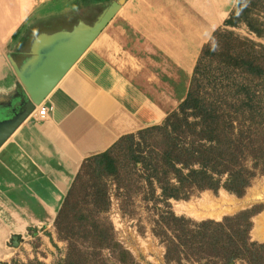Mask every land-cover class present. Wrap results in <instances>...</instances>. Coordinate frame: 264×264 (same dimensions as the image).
Here are the masks:
<instances>
[{
    "label": "crops",
    "instance_id": "0c3cea01",
    "mask_svg": "<svg viewBox=\"0 0 264 264\" xmlns=\"http://www.w3.org/2000/svg\"><path fill=\"white\" fill-rule=\"evenodd\" d=\"M41 3L0 0V126L28 101L5 57L19 65L28 59L31 43L20 40L32 34L24 32L27 19ZM234 7L235 0H123L44 102L49 115L39 118L37 108L0 148V259L21 258L14 237L26 240L29 253L30 239L52 232L85 160L163 124L186 99L203 47Z\"/></svg>",
    "mask_w": 264,
    "mask_h": 264
},
{
    "label": "trees",
    "instance_id": "16d2710c",
    "mask_svg": "<svg viewBox=\"0 0 264 264\" xmlns=\"http://www.w3.org/2000/svg\"><path fill=\"white\" fill-rule=\"evenodd\" d=\"M108 2L77 0L72 4V13L84 16L91 7ZM247 2L236 0L225 22L227 29L216 31L203 47L186 99L163 124L124 136L108 151L85 160L57 216L55 225L60 234L72 238L75 226L69 224L66 214L80 190L85 189L90 206L98 214L109 210L107 188L101 189L97 183H83L84 187L79 181L96 166H104L110 175H119L115 159L128 153L132 168L142 167L138 178L147 183L153 196L160 190L159 199L167 205L161 220L178 232L167 241V261L235 264L241 260L264 264V243L250 238L253 210L222 222H196L178 217L170 203L188 200L195 191L218 192L222 188L242 196L257 175H264V45L229 29L244 24L257 37H264V22ZM206 80L208 87L204 86ZM138 139L147 144L148 153ZM89 216L81 215L80 219ZM91 234L97 244L114 241L113 230L104 224ZM115 244L119 261L126 264L129 253Z\"/></svg>",
    "mask_w": 264,
    "mask_h": 264
},
{
    "label": "rangeland",
    "instance_id": "374dc122",
    "mask_svg": "<svg viewBox=\"0 0 264 264\" xmlns=\"http://www.w3.org/2000/svg\"><path fill=\"white\" fill-rule=\"evenodd\" d=\"M75 1L77 0H42V3L33 10L32 16L27 19L26 27L28 29L24 32H32V34L27 35L28 39L22 36V40H20L22 47L25 41L33 43L39 35L44 33L53 35L58 32H70L79 25V22L93 24L103 13L102 9L106 10L118 0H109L106 4L93 6L85 12L84 16L73 15L72 4ZM248 1L247 5H251L257 18L264 22V0ZM253 4L257 6H253ZM24 9L22 13H24ZM7 19L12 20L6 17L5 22ZM34 25L36 26L34 27ZM221 28L225 29L226 27L224 25ZM229 29L243 38L264 45V37H257L244 24ZM0 46H3L2 41H0ZM11 57L13 56L8 54L5 58L8 65L14 70ZM207 85L206 80L204 86L208 87ZM179 105L175 103L174 111L178 109ZM137 141L141 144L142 150L148 153L147 144L139 139ZM130 161V155L122 153L115 159L119 175H110L103 170L104 166H96L94 170L86 171L83 179L79 181L80 186L85 187L86 185H82L83 183H97L101 189L107 188L111 197V206L107 212L98 214L93 210L85 189L80 190L76 194L72 209L70 208L66 214L69 224L75 226L72 238L60 234L55 225L52 232L41 230L44 233V240L40 237L29 240L32 247L28 253L25 246L26 240L19 237L20 246L13 247V252L21 258L16 257L13 261H10V257L3 258L0 259V264H124L119 261L115 243L129 253L126 264H177L166 259L167 241L174 239L178 233L173 226L170 227L161 220L160 215L163 211H167V205L159 199L160 190L153 196L154 193L149 189L147 183L138 178V172L142 173V167L139 166L136 170L132 168ZM170 203L178 217H186L196 222L207 220L222 222L225 218L235 217L243 211L253 210L255 214L251 219L250 238L252 242L264 243L263 174L257 175L252 180L251 185L242 196H237L222 188L218 192L195 191L188 200H171ZM81 215L90 216L89 219L82 220L80 219ZM76 216L78 219H75ZM103 224L109 230H113L115 242L106 244L95 242L91 231ZM193 229L189 228L191 231ZM11 244H14L13 240ZM182 264H189V262L184 260ZM235 264L248 263L238 260Z\"/></svg>",
    "mask_w": 264,
    "mask_h": 264
},
{
    "label": "water",
    "instance_id": "95a60500",
    "mask_svg": "<svg viewBox=\"0 0 264 264\" xmlns=\"http://www.w3.org/2000/svg\"><path fill=\"white\" fill-rule=\"evenodd\" d=\"M122 3L123 0L113 2L93 24L79 22V25L70 32L39 35L31 43L28 59L22 65L11 57V64L27 93L28 101L24 110L15 119L0 126V148L21 124L44 104L72 67L114 19ZM18 240L19 237L13 238V247L20 246Z\"/></svg>",
    "mask_w": 264,
    "mask_h": 264
},
{
    "label": "built area",
    "instance_id": "2783aa9c",
    "mask_svg": "<svg viewBox=\"0 0 264 264\" xmlns=\"http://www.w3.org/2000/svg\"><path fill=\"white\" fill-rule=\"evenodd\" d=\"M52 110V107H48L45 104L41 105L40 107H38L39 118L45 119Z\"/></svg>",
    "mask_w": 264,
    "mask_h": 264
},
{
    "label": "bare ground",
    "instance_id": "6f19581e",
    "mask_svg": "<svg viewBox=\"0 0 264 264\" xmlns=\"http://www.w3.org/2000/svg\"><path fill=\"white\" fill-rule=\"evenodd\" d=\"M7 22H9V19H7V21L5 22V24L7 23ZM261 224H262V222H261ZM263 224H264V222H263ZM258 228V227H257ZM264 230V229H263ZM260 232H262V231H260Z\"/></svg>",
    "mask_w": 264,
    "mask_h": 264
}]
</instances>
